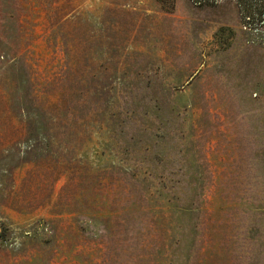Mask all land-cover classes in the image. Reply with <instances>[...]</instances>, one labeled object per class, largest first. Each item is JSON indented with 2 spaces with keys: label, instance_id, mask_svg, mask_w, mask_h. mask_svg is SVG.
Masks as SVG:
<instances>
[{
  "label": "rangeland",
  "instance_id": "rangeland-1",
  "mask_svg": "<svg viewBox=\"0 0 264 264\" xmlns=\"http://www.w3.org/2000/svg\"><path fill=\"white\" fill-rule=\"evenodd\" d=\"M260 31L235 0H0V264H264Z\"/></svg>",
  "mask_w": 264,
  "mask_h": 264
},
{
  "label": "trees",
  "instance_id": "trees-1",
  "mask_svg": "<svg viewBox=\"0 0 264 264\" xmlns=\"http://www.w3.org/2000/svg\"><path fill=\"white\" fill-rule=\"evenodd\" d=\"M198 1L200 3L202 2V0H198ZM235 2H236L237 9H238V15H239L240 21L246 28V31H247L246 33H248L249 35L250 34L253 35L254 39L261 38L263 34L260 30L264 26V0H235ZM31 121H32V127L35 128V133L36 131H38V134H40L41 133L40 129H43V127L45 128L44 119L40 117L39 115L37 117H34V119H31ZM43 140H44L43 136L36 137V139L32 138V141H30L28 146L24 148L25 150L23 152H25L24 154H26L24 156H27L25 157V159L31 160L32 154H35V153H38L37 155L39 156L40 151L43 149V147L42 145L39 146L38 143ZM44 145L47 146V142ZM37 155H34V156H37ZM262 187L264 189V183ZM249 197L251 198V196ZM258 201H256L255 203H251V204H256ZM263 202H264L263 199L261 202L259 201L258 205L255 206L254 209L258 210L260 209V207H263L264 206ZM263 218H264V214H263ZM263 222H264V219H263Z\"/></svg>",
  "mask_w": 264,
  "mask_h": 264
}]
</instances>
